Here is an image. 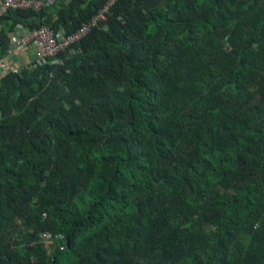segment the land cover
<instances>
[{
    "label": "trees",
    "instance_id": "obj_1",
    "mask_svg": "<svg viewBox=\"0 0 264 264\" xmlns=\"http://www.w3.org/2000/svg\"><path fill=\"white\" fill-rule=\"evenodd\" d=\"M108 0L0 20L76 32ZM0 78V264H264V0H117Z\"/></svg>",
    "mask_w": 264,
    "mask_h": 264
},
{
    "label": "built area",
    "instance_id": "obj_2",
    "mask_svg": "<svg viewBox=\"0 0 264 264\" xmlns=\"http://www.w3.org/2000/svg\"><path fill=\"white\" fill-rule=\"evenodd\" d=\"M57 0H2L0 3V20L13 10H34L56 4ZM117 0H108L106 5L76 32L66 35L64 30L54 31L47 26L41 28H26L19 26L11 36V50L7 56L14 59V65H9L3 60L0 63V78L10 71L22 70L24 67L37 68L49 59L56 58L58 54L70 49L74 44L85 39L93 28L99 27L107 21V15ZM35 53L34 59L25 58Z\"/></svg>",
    "mask_w": 264,
    "mask_h": 264
},
{
    "label": "crops",
    "instance_id": "obj_3",
    "mask_svg": "<svg viewBox=\"0 0 264 264\" xmlns=\"http://www.w3.org/2000/svg\"><path fill=\"white\" fill-rule=\"evenodd\" d=\"M2 2V0H0V3ZM25 58H29V59H34L35 53L33 52L31 55L27 56L25 55ZM14 60V59H13ZM12 59H9L8 57L6 58L5 62L9 65H14V61Z\"/></svg>",
    "mask_w": 264,
    "mask_h": 264
}]
</instances>
